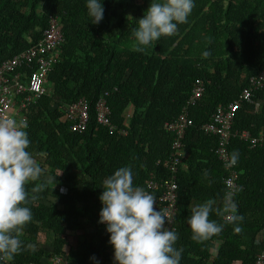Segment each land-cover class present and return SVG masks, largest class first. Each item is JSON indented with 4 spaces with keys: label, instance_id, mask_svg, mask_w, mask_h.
<instances>
[{
    "label": "trees",
    "instance_id": "16d2710c",
    "mask_svg": "<svg viewBox=\"0 0 264 264\" xmlns=\"http://www.w3.org/2000/svg\"><path fill=\"white\" fill-rule=\"evenodd\" d=\"M150 2L101 0L103 20L92 24L86 0H0V66L38 46L54 19L64 36L49 76L51 89L22 114L28 121V150L58 183L28 205L33 220L21 239L30 247L10 264H52L55 254L70 264H114L110 234L98 222L102 182L124 166L132 168L134 183L144 189L149 180L171 177L164 162L174 136L165 126L180 115L198 81L204 95L189 111L193 125L177 175L180 264H210L213 240L221 244L212 264H256L264 248V147L251 148L235 135L264 131V89L254 91L252 102L236 113L229 146L230 154L240 153L234 201L243 216L242 231L236 233L234 225L213 214L211 219L225 223L222 233L198 243L187 218L192 205L208 198L221 201L227 191L229 173L216 155L219 138L206 135L204 127L264 67V0H195L188 23L179 25L175 36L137 52L131 30ZM205 51L211 53L207 58ZM34 70L25 66L26 72ZM102 97L114 132L97 121ZM81 100L88 104L89 123L85 133L76 134L66 111Z\"/></svg>",
    "mask_w": 264,
    "mask_h": 264
},
{
    "label": "clouds",
    "instance_id": "9594fccd",
    "mask_svg": "<svg viewBox=\"0 0 264 264\" xmlns=\"http://www.w3.org/2000/svg\"><path fill=\"white\" fill-rule=\"evenodd\" d=\"M92 24L103 20L101 0H86ZM195 8V0H151L137 26L132 28L137 52H144L161 37L175 36L179 25L188 23ZM205 58L211 55L205 51ZM28 125L23 118H0V262L10 264L15 256L30 247L21 239L24 228L32 222L33 213L28 206L37 201L49 186L58 183L56 176L46 170L32 152ZM240 153L233 150L226 167L238 163ZM208 179L207 170L203 173ZM211 184V180L208 181ZM99 199L103 205L99 223L106 225L109 244L114 249V264H180L183 249L177 248L178 233L168 225L172 216L166 208H156L157 198L134 183L130 166L119 167L103 180ZM32 184L30 191L28 185ZM54 186V187H55ZM53 189V188H52ZM215 214L239 226L243 216L238 213L233 193L226 191L222 200L208 198L190 207L187 224L192 239L204 243L222 233L225 223L211 219ZM96 261V257H91ZM99 264V261H96Z\"/></svg>",
    "mask_w": 264,
    "mask_h": 264
},
{
    "label": "built area",
    "instance_id": "2783aa9c",
    "mask_svg": "<svg viewBox=\"0 0 264 264\" xmlns=\"http://www.w3.org/2000/svg\"><path fill=\"white\" fill-rule=\"evenodd\" d=\"M59 28L58 21L54 19L51 30L47 32L46 37L38 46L0 66V118L20 119L22 117L28 122L22 115L24 111L28 110L31 103L38 101L47 94L46 86L49 76L60 58V47L64 42V36ZM25 66L31 69L36 68V70L31 73L26 72ZM261 89H264V67L257 75L250 78L249 86L242 91L240 97L227 107H218L211 122L204 127L206 135L219 138L216 155L229 173L225 184L227 191L233 193V197L238 189L237 164L226 167V161L230 157L229 146L233 137L234 120L236 113L244 102H252V93ZM204 90L203 82L198 81L180 115L175 121L165 126L166 131L174 136L171 155L164 162L165 168L171 172V177L162 182L149 180L145 189L157 198V209L160 207L166 208L170 212L172 221L168 227L174 230H176L175 222L179 212L177 175L179 167L186 156L184 149L185 136L193 125L189 111L203 98ZM96 110L99 125L109 127L110 131L114 132L115 128L111 125V113L107 107L106 98H100ZM66 120L71 124L73 133H85L89 123L86 100H81L77 104L68 106ZM120 134H124V132L122 131ZM235 136H240V139L247 142L251 148L264 147V131L257 136H252L248 131L238 133ZM159 164H162V161ZM52 264H70V262L68 258L55 254L52 258ZM256 264H264V248L257 258Z\"/></svg>",
    "mask_w": 264,
    "mask_h": 264
},
{
    "label": "crops",
    "instance_id": "0c3cea01",
    "mask_svg": "<svg viewBox=\"0 0 264 264\" xmlns=\"http://www.w3.org/2000/svg\"><path fill=\"white\" fill-rule=\"evenodd\" d=\"M128 114H131V110L128 111ZM212 242L214 243V247L211 250V256H212V258H211L210 264H212L213 259L217 255L218 250H219V245L221 244L219 241H216V240H213ZM46 248H47V251L49 253V256L51 257V255H52V249H51V247L48 246ZM48 261L50 262V258L48 259ZM91 264H93V263H91Z\"/></svg>",
    "mask_w": 264,
    "mask_h": 264
},
{
    "label": "rangeland",
    "instance_id": "374dc122",
    "mask_svg": "<svg viewBox=\"0 0 264 264\" xmlns=\"http://www.w3.org/2000/svg\"><path fill=\"white\" fill-rule=\"evenodd\" d=\"M47 89H51V87H50V85L48 84V86L46 87ZM76 241H77V237L75 236V238L73 239V243L75 244L76 243Z\"/></svg>",
    "mask_w": 264,
    "mask_h": 264
}]
</instances>
